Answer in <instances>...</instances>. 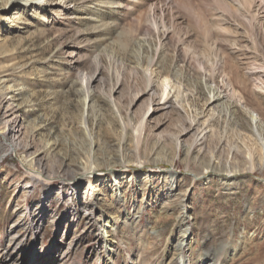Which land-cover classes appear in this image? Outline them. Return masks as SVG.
<instances>
[{
    "label": "rangeland",
    "instance_id": "1",
    "mask_svg": "<svg viewBox=\"0 0 264 264\" xmlns=\"http://www.w3.org/2000/svg\"><path fill=\"white\" fill-rule=\"evenodd\" d=\"M168 1L156 34L112 0L99 46L70 0L0 25V264H264V0Z\"/></svg>",
    "mask_w": 264,
    "mask_h": 264
},
{
    "label": "bare ground",
    "instance_id": "2",
    "mask_svg": "<svg viewBox=\"0 0 264 264\" xmlns=\"http://www.w3.org/2000/svg\"><path fill=\"white\" fill-rule=\"evenodd\" d=\"M70 1L75 4L74 8H72V10H70V13L74 14L76 16V18L80 21L81 24H84L86 26H90V29H89L90 32H88V33H90V35H92L93 37L96 36V38H95V40H93V42L95 41V45L99 46L102 43V39L105 38L106 35L110 36L112 34V32H113V28L110 27L111 24H110V21H109L111 15L113 13L112 6H111L112 0H70ZM137 1L141 2L142 4H144V6L147 9H149L148 10L149 14L145 12L147 14V16L152 20V21H150V23H152L151 26L153 28L150 27L149 28V32H153L154 31V32H156V34H157V32L159 33L158 24H161L162 27H166L165 21H166V13L167 12H166V8H163L162 6H164V5L168 6V4L171 5V1H168V3H165L163 5H161L162 4V0H136V2ZM47 2H48V0H0V25L3 24V27H6L7 29H11L13 27L14 14L10 15L9 17H7L8 13L12 9L19 8L20 12L22 11L21 12L22 14L30 13L33 17H36V15L38 13H42V12H44L46 10ZM250 3H251V1L245 0V4L246 5L251 6ZM262 3H263V0H260V5ZM225 7H227V6H225ZM260 8H262V7H260ZM28 10H31V11L28 12ZM226 10H227V12H230V13L233 12V11H234L233 13L237 12L236 9L229 8V7H227ZM149 18H148V20H149ZM169 22L173 23L174 25H177V24H175L177 22H175L170 17H169ZM91 26L93 27L94 31L91 30ZM177 26H179V25H177ZM150 30H152V31H150ZM101 35L104 36V37L99 38ZM167 37H168V34L163 32L162 38L166 39ZM135 46H137V49L139 51L143 50L144 57L147 56L149 54V52H151L150 51L151 48L150 47L148 48L145 45H141L140 46V45H138V43L135 42ZM157 47L158 46L154 45V49L152 51L153 59L150 60V62L154 61L155 64L158 65V63L160 62L159 61L160 60V55H159V50H158ZM177 59H178L179 62H182V63H185V64L187 62L186 57L183 56V55L179 56ZM190 60H188V62L191 65ZM194 60L196 62L197 67H202L203 66L199 60H197V59H194ZM188 62H187V65H188ZM176 72H177L176 70L172 71V74H173L172 77L174 79H178L179 78V76H175ZM147 81H148V86H150L149 78L147 79ZM204 84L206 85L205 81H204ZM227 84H229V83L227 82ZM205 87L207 88L206 91H208L209 100L211 102H217V101H219V100H221L223 98L224 94L222 95V93L213 90L209 85H206ZM82 91H83V100H84L83 101V106H84L85 110H88V108H89L88 104H89L91 98H93V96L88 92V89H87L86 86L83 87ZM165 91H166V88H164V91H163L162 95L165 94ZM226 106H227V103H226ZM86 117H87V114H86V111H84V113H83V122L84 123H85ZM248 117H249V119L251 121L252 128L254 130H256V128L258 126H260L259 125L260 122L257 121V117L255 115H253L252 113H250V112H248ZM10 126H9V128H5V129L0 131V135L2 137H4L5 139H7V140H13V139H15V136L17 135V133L19 134V130L17 128L13 129ZM10 146L12 147V149H15L14 146H12V145H10ZM207 168L210 169V171L218 170V168H216L215 166H211L209 163L207 164ZM223 171H225V172H222L221 174L223 176V179H226V180H228L231 177V175H234L235 173H237L236 170H234V171H232L233 174H230V170L229 169L227 170V168L226 169L224 168ZM91 172L93 173L94 169L91 168L88 171V173H85V174H89ZM186 236L187 235L185 233H182L180 241H178L177 244L174 245L175 251H177L178 254L181 253L180 255H182L183 257L185 255L183 249L187 245L186 240H184V238ZM212 255H213V253L209 252L208 254H204V255L200 256L198 258V260H197L198 264H203L207 259H210L209 256H212ZM6 258H7V256H6ZM188 262L191 264L190 261H188Z\"/></svg>",
    "mask_w": 264,
    "mask_h": 264
}]
</instances>
